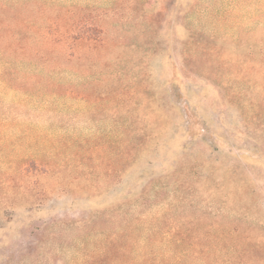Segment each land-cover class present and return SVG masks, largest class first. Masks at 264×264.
Masks as SVG:
<instances>
[{
  "label": "rangeland",
  "instance_id": "rangeland-1",
  "mask_svg": "<svg viewBox=\"0 0 264 264\" xmlns=\"http://www.w3.org/2000/svg\"><path fill=\"white\" fill-rule=\"evenodd\" d=\"M210 225L264 264V0H0V264Z\"/></svg>",
  "mask_w": 264,
  "mask_h": 264
},
{
  "label": "trees",
  "instance_id": "trees-1",
  "mask_svg": "<svg viewBox=\"0 0 264 264\" xmlns=\"http://www.w3.org/2000/svg\"><path fill=\"white\" fill-rule=\"evenodd\" d=\"M91 29L93 33L100 34L96 26ZM87 37L79 36L75 39L86 40ZM147 230L150 234L160 232L164 235L159 239L146 238L136 244V249L122 245V252L118 256L106 252L100 258H93L83 264H228L230 261L234 264L237 261L235 257H230L231 253L223 255V250L228 253L236 244L223 242L221 235L220 238L216 237V234L221 232L217 226L173 227L166 230L164 227L154 226ZM238 231L230 228L222 232L232 237L239 233ZM170 234L174 236L170 237ZM195 234L196 236H192ZM243 252L245 253V250ZM238 253L240 255L241 252Z\"/></svg>",
  "mask_w": 264,
  "mask_h": 264
}]
</instances>
